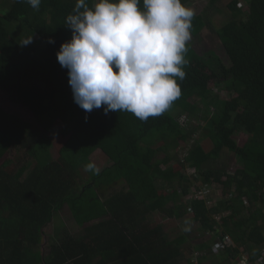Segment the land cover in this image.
<instances>
[{
	"label": "trees",
	"instance_id": "obj_1",
	"mask_svg": "<svg viewBox=\"0 0 264 264\" xmlns=\"http://www.w3.org/2000/svg\"><path fill=\"white\" fill-rule=\"evenodd\" d=\"M205 1L209 11L220 4L181 0L190 8ZM244 2L246 13L234 0L219 29L202 14L226 58L186 42L181 96L144 121L74 102L57 53L72 38L66 19L77 0H41L38 11L0 0V89L33 115L27 122L0 110V264H240L241 248L249 264H264V0ZM98 152L106 162L85 179ZM66 206L79 230L51 236L46 229ZM155 214L195 228L173 238L153 225ZM228 237L234 246L217 251Z\"/></svg>",
	"mask_w": 264,
	"mask_h": 264
},
{
	"label": "clouds",
	"instance_id": "obj_2",
	"mask_svg": "<svg viewBox=\"0 0 264 264\" xmlns=\"http://www.w3.org/2000/svg\"><path fill=\"white\" fill-rule=\"evenodd\" d=\"M39 10L41 0H26ZM77 0L66 19L72 38L57 53L74 102L87 113L127 111L146 121L181 96L186 42L195 11L181 0ZM32 38L22 45H28ZM49 43H55L50 40ZM114 69L116 71H114ZM86 171L99 168L93 163Z\"/></svg>",
	"mask_w": 264,
	"mask_h": 264
},
{
	"label": "rangeland",
	"instance_id": "obj_3",
	"mask_svg": "<svg viewBox=\"0 0 264 264\" xmlns=\"http://www.w3.org/2000/svg\"><path fill=\"white\" fill-rule=\"evenodd\" d=\"M218 1L220 2V4L214 9L216 13L213 10L209 11V6L206 1L198 2L194 5V8L192 9L195 11V14L198 15V18L196 19V21L192 23V27L190 29L191 39L187 43H192L194 48L197 50L199 54L213 50L217 52L219 55H221L223 58H226L225 51H224V48H223V45L220 39L217 36H215L206 27L204 28L202 19H201L202 14H205L204 12L208 10L209 13L212 15V21L214 22L215 29L221 28V26H223L227 21L231 19L230 9L232 5L231 3L234 2V0H218ZM239 1L241 5L243 4L242 8L245 10V13H246V7H245V2H244L245 0H239ZM223 97H224L223 99L228 98V96L225 93H223ZM215 103L217 104L216 99L212 100L211 105L214 107ZM0 110L10 113V114H15L17 116H20V118H22L23 120L27 122L33 121V115L23 106L13 103L11 99L1 89H0ZM186 123L188 124V119L186 120ZM191 123L198 125V123L195 122L194 119L192 118L189 119V124ZM52 136L54 137L56 142L60 144L59 141H57L58 137H60V132H59L58 127L53 129ZM239 141L241 145H244L245 142L247 141L246 136H242ZM205 147L206 149H208L209 144H206ZM56 150H58V148H56ZM186 152H187V149L180 150L179 155H180L181 160L183 159ZM13 155H15V151H12L11 156L13 157ZM92 160H93V164H97L100 167H102V165H104L106 162V159L104 160L103 154L101 152H98ZM226 163H227L228 170L230 169L231 171L235 172L237 169H240V166H238V164L236 163V160L233 155L230 156L229 159H227ZM84 173L86 174V175L83 174L85 176L84 177L85 179L90 178V176L93 174L92 171L90 172L86 170H84ZM186 173L189 176L193 177L195 173H198V171H196L195 167L193 166H187ZM27 174L28 172L24 173L23 176L25 177ZM219 191L220 190L213 192V195L218 194ZM161 195L164 196L165 194H161ZM214 197H217V196H214ZM192 216L193 214H188L186 215L184 219L191 218ZM188 223L189 222H185L183 219H179V220L172 219L171 220L169 218H164L159 214H155L153 218V225L162 226L163 229L167 231V233H170V232L174 233L173 238L174 237L176 238L179 235L185 234L187 231L195 228V225H190ZM66 227H68L69 230H73V231L79 230V227L75 224V221L73 220L71 212L67 206L62 209L58 217L55 219L54 222H52V224L46 229V231L48 234H51V236L59 237V235L62 233V231H64ZM199 241L202 242V238H199ZM188 251L187 250L185 251L187 257L189 256ZM197 254H198L197 252L194 253L192 257L193 261L195 259L194 257H196ZM216 255L217 254L215 253V256ZM190 256H192V254H190ZM182 264H188L187 260L184 259L182 261ZM209 264H216L215 259L211 260Z\"/></svg>",
	"mask_w": 264,
	"mask_h": 264
},
{
	"label": "built area",
	"instance_id": "obj_4",
	"mask_svg": "<svg viewBox=\"0 0 264 264\" xmlns=\"http://www.w3.org/2000/svg\"><path fill=\"white\" fill-rule=\"evenodd\" d=\"M225 242H226L225 244H224V243L217 244V245L215 246V249H216L217 251H219V250H224V249L226 248L227 245H232V241H231V239H230L229 237L226 238V241H225ZM263 256H264V255H263ZM194 263H195V264H199V263H198V260H195Z\"/></svg>",
	"mask_w": 264,
	"mask_h": 264
},
{
	"label": "crops",
	"instance_id": "obj_5",
	"mask_svg": "<svg viewBox=\"0 0 264 264\" xmlns=\"http://www.w3.org/2000/svg\"><path fill=\"white\" fill-rule=\"evenodd\" d=\"M234 246V245H231V247ZM254 249V247L252 248V250ZM241 254L243 255V259H242V262L240 264H249V259H248V256H247V251L244 250V248H241ZM262 255H264V251L262 252Z\"/></svg>",
	"mask_w": 264,
	"mask_h": 264
}]
</instances>
